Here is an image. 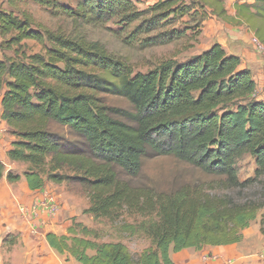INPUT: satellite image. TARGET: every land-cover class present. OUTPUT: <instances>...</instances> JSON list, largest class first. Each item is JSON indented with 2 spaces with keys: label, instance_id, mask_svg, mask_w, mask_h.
<instances>
[{
  "label": "trees",
  "instance_id": "16d2710c",
  "mask_svg": "<svg viewBox=\"0 0 264 264\" xmlns=\"http://www.w3.org/2000/svg\"><path fill=\"white\" fill-rule=\"evenodd\" d=\"M20 2H34L76 27L112 23L124 31L140 22L126 38L129 44L142 41V30L149 35L186 16L200 35V25L211 15L248 28L264 46V0L236 2L234 17L223 0H160L144 11L132 0H8L12 9L0 8L2 119L14 137L9 159L27 166L23 176L29 189L42 190L48 182L63 185L71 180L63 168L79 167L91 189L83 214L111 223L125 215L150 220L141 227L151 245L137 257L121 241L90 240L98 236L76 219L67 235L47 234L53 250L80 264H174L171 250L241 243L243 231L264 209V198L231 194L253 187L264 192V101L257 98L252 72L242 69L241 58L214 44L188 61L168 60L146 74L135 73L100 45L44 29L18 8ZM185 34L174 26L160 41ZM27 42L49 47L45 54H32ZM101 94L124 97L134 112L106 106ZM51 122L83 137L91 159L62 152ZM148 152L174 157L219 180L164 195L119 179L114 167L136 178ZM245 155L255 159V176L241 182L237 163ZM5 176L10 184L22 179L0 162V180ZM123 229L135 231L131 225Z\"/></svg>",
  "mask_w": 264,
  "mask_h": 264
},
{
  "label": "rangeland",
  "instance_id": "374dc122",
  "mask_svg": "<svg viewBox=\"0 0 264 264\" xmlns=\"http://www.w3.org/2000/svg\"><path fill=\"white\" fill-rule=\"evenodd\" d=\"M132 1L141 11H144L160 0ZM185 1L187 3L189 2V0ZM223 1L231 14H236L234 10L236 2H254V0ZM0 8L8 11L12 9L8 4V0H0ZM18 8L32 15L37 24L43 26L44 29H48L56 34H64L69 37L83 39L91 44L100 45L110 54L126 61L127 64L134 69L135 73L144 74L156 69L165 61L176 60L178 62H185L202 52L203 49L210 45V41L207 40V35H203L206 29L205 22L207 23L210 19L215 20V16L209 15L207 20L199 27L200 35H195V31L191 29L195 23L190 22L189 17L186 16L178 19L173 26L168 25L166 27L159 28L149 35L142 34V30L139 35L142 41H135L133 44H129L126 38L131 32L141 25L140 22L135 23L124 31L122 30V27L115 26L112 23L105 27H76L70 19L63 16H55L49 9L41 7L34 2H20ZM217 20L222 22V20L218 18ZM174 26L175 29L180 31L186 30V34L178 40L170 43H162L160 41L161 34L169 31L170 28H174ZM119 30H122V32H118ZM1 42L2 38L0 36V44ZM25 47L28 49L29 53L45 54L46 48L49 47V44L47 43L44 46L35 42H27ZM8 54L10 55V53ZM2 58L3 53L0 50V59ZM99 99L103 104L110 108L123 110L128 113L134 112L132 105L122 96L101 94ZM114 117L127 124H133V122L125 117L118 115H115ZM49 129L56 137L62 152L84 156L91 159L92 154L86 140L77 135L72 129L59 125L55 122H51L49 124ZM25 168L27 169V167ZM237 168L241 182L252 179L255 176V159L250 155H245L238 161ZM113 169L119 179L129 183L131 186L149 189L164 195H170L185 186L199 185L202 183L209 184L219 180L218 178L205 175L197 168L180 162L174 157L158 156L152 152H148L143 158L142 171L136 178H130L118 167H114ZM63 170V172L67 174L71 180L63 185H56L50 182L46 185H49L55 189L58 194H61L64 202L67 201L66 204L69 205V207H71L77 214V217L74 218L77 223H81L83 227L93 231L98 236V239L91 237L89 238L90 240L97 243H103L105 241H121L129 246L130 251L135 257L141 254L145 247L149 246L151 241L141 226L142 224H148L150 220L125 215L117 223H111L108 219H97L90 214H83V211L89 207L91 189L88 183V178L82 176L79 172V167L65 166ZM231 194L233 197L238 199H241L243 196L248 198H252V196L262 199L264 198V192L258 191L257 187L244 191H231ZM58 202L61 204L60 201ZM262 218H264V209L259 211L257 219L252 222L249 227L251 234L253 233V229L256 230L255 234L257 235V240L256 237L254 240H256V246L257 248L259 247L260 251L262 250V245H264V235L261 232ZM126 225L134 226L135 231H124L123 227ZM78 230L80 231L81 229ZM79 236L82 237L83 235L79 234ZM8 238L9 240H5L4 249L5 251L10 252L12 247V237L10 236ZM219 248H224V246L206 248L205 250L209 252V258H216L218 257L216 250ZM259 255H261V252ZM231 263L232 260H228L226 264Z\"/></svg>",
  "mask_w": 264,
  "mask_h": 264
},
{
  "label": "crops",
  "instance_id": "0c3cea01",
  "mask_svg": "<svg viewBox=\"0 0 264 264\" xmlns=\"http://www.w3.org/2000/svg\"><path fill=\"white\" fill-rule=\"evenodd\" d=\"M226 8L228 15L234 17L235 14H231L227 6ZM214 18L215 20L210 19L209 23L205 22L206 29L203 35H207L210 45L199 54L209 50L214 44H220L229 55L240 57L242 69H249L252 72L257 86V98L264 101V46L248 28L219 22L216 17ZM2 114L0 104V162L5 165L7 173L22 175V179L16 184H10L6 176L0 180V264H80L72 256L60 255L53 250L46 238L49 233L67 235L77 214L66 204L67 201H63L62 195L49 185L39 191L29 189L23 176L27 166L9 159L8 152L12 148L14 137L2 119ZM46 197L60 201L57 213H49L40 207L37 210L32 209L35 201ZM255 233L254 229L252 234L250 228L244 230L242 242L217 249L216 258H209V252L205 250L214 247H204L200 251L187 249L180 253L171 250V259L174 264H226L228 260H232L231 264H264V245L261 251L259 247L257 248ZM10 236L12 247L11 251L7 252L4 244ZM88 253L94 254L92 251Z\"/></svg>",
  "mask_w": 264,
  "mask_h": 264
},
{
  "label": "built area",
  "instance_id": "2783aa9c",
  "mask_svg": "<svg viewBox=\"0 0 264 264\" xmlns=\"http://www.w3.org/2000/svg\"><path fill=\"white\" fill-rule=\"evenodd\" d=\"M38 207H40V209H42V210L48 211L49 213H57V211H59V209H60V204L55 198L46 197V198H44L42 200L35 201L33 206H32V209L33 210H37Z\"/></svg>",
  "mask_w": 264,
  "mask_h": 264
}]
</instances>
